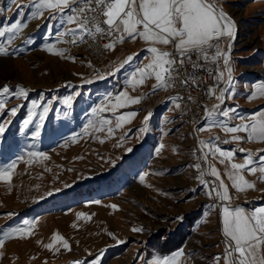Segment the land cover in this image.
Instances as JSON below:
<instances>
[{
	"label": "rangeland",
	"instance_id": "obj_1",
	"mask_svg": "<svg viewBox=\"0 0 264 264\" xmlns=\"http://www.w3.org/2000/svg\"><path fill=\"white\" fill-rule=\"evenodd\" d=\"M213 2L235 25L234 37L220 42L233 70L232 84L222 81L223 88H234V92H226L224 102L216 103L221 110L235 109V113L228 118L214 113L192 127L179 118L177 104L172 103L153 111L137 103L115 112L101 111L98 116L92 113V108H111L109 101L114 103L122 91L141 98L144 89L155 85L154 77L136 87L130 83L138 60L147 55L144 65L150 62L149 42L137 37L115 46L105 62L111 66L132 47H147L134 62L104 76L95 69L85 48L67 40L73 35L70 30L76 28L73 24L66 23L65 34L58 16L54 27L48 23L46 9L42 16L32 17L33 0H0V28L16 21L26 25L12 34L11 41L8 33L0 37L9 50L8 55H0V89L7 86L10 90L6 98H0L5 100V109L22 105L14 117L0 110V121L7 122L6 133L0 136V167L16 164L11 179L0 180V231L25 229L3 239L0 264H92L97 259L99 264H155L179 251L184 255L178 264H214L217 256L224 264L222 202L206 194L215 180L209 166L219 171L228 186L232 207L252 210L264 206V179L259 172L244 171V178L256 186L237 192L225 164L211 155L200 163L196 145L203 147L202 141H211L223 150H235L233 162L237 163L248 153L254 158L264 155V141H249L245 132L226 133L212 123L221 119L230 126L248 123L264 110V95H260L264 84V0ZM46 44L53 46V52L45 49ZM156 46L168 52L174 48L171 43ZM57 49H63L64 54H58ZM20 88L28 91L27 99L11 96ZM253 92L255 98L249 99ZM68 97L72 99L65 104ZM32 101L51 109L39 129L38 116L27 127L24 124L33 111ZM128 112H135V117L116 128V117ZM148 113L151 117L145 122ZM100 119L111 124L101 127ZM109 126L114 129L111 134ZM37 130L40 135L34 136ZM233 135L244 139L234 141ZM226 139L230 142L224 143ZM203 150L208 152L206 147ZM35 152L45 155H30ZM196 164L201 168L194 167ZM201 171L207 188L198 178ZM141 175L145 176L143 182ZM57 235L68 242L70 250L55 239ZM49 244L51 248L45 247Z\"/></svg>",
	"mask_w": 264,
	"mask_h": 264
},
{
	"label": "snow or ice",
	"instance_id": "obj_2",
	"mask_svg": "<svg viewBox=\"0 0 264 264\" xmlns=\"http://www.w3.org/2000/svg\"><path fill=\"white\" fill-rule=\"evenodd\" d=\"M32 17L36 18L43 15L45 9L59 10L60 13L68 14L66 21L69 24H75L76 28L71 29L73 33V43L77 42L75 37L80 33L91 34L105 33L113 39L104 45L107 49L115 48L117 42L123 43L126 39L135 40L137 37L149 42L150 46L147 51L151 54L150 62L143 67H137L131 74V81L133 87L143 85L145 80L149 77H154L157 82L153 86V90L159 88H167L172 86L173 73L177 71V65L183 66L185 59L191 61L192 54H197V60L203 59L205 62L217 63L220 59L223 60L224 71H217L215 80L219 84L221 81L231 85L233 81L232 68L230 66L229 54L226 50L220 49V42L224 38L231 39L234 37V21L218 8L213 0H33ZM102 17L101 24L93 23L96 17ZM91 24V27H90ZM26 27L21 21H16L9 27L0 28V37H5L8 33V41L13 39L14 33L20 31L21 28ZM79 30V32H77ZM173 44L175 53L161 50L156 45ZM45 49L53 52V46L50 44L44 45ZM215 49L214 54L209 55V50ZM8 47L5 43L0 42V55H8ZM56 52L60 55L64 54L63 49H57ZM131 54L122 62L127 64L134 58ZM179 59L177 60L176 56ZM193 68H201L200 63H192ZM225 71L227 78L225 79ZM103 78V77H100ZM91 82V81H89ZM182 84H189L188 79L180 81ZM195 83V78L191 80ZM9 88L4 86L0 89V95L5 98L9 94ZM233 91L234 88H219V94L216 99L223 103L225 100V93ZM209 95H215L213 90L209 89ZM260 95H264V84L260 85ZM11 96L28 98V91L20 88L18 91L12 92ZM256 93L253 92L249 99L255 98ZM68 97L64 100L68 104L71 100ZM140 97H131L126 91H122L115 96V102L111 103V108H92L94 115H99L101 111H113L118 108H124L129 104H137L140 102ZM189 99H191L189 97ZM220 103L214 105L212 110L206 109L205 115L212 118L214 113L219 116L228 118L230 113H235V109L221 110ZM33 111H31L24 121L25 127L33 122V118L38 116L37 129L43 126L45 119L50 112L48 104H40L32 101ZM20 106H13L11 109H5V100L0 98V110L7 111L11 116H16ZM179 107V104L176 105ZM40 109L39 112L36 110ZM135 112L122 113L116 117L115 127L120 128L123 123L128 122L132 117H135ZM151 117L148 113L144 117L147 122ZM243 121V117L240 118ZM216 124L223 128L226 133L236 134L239 132L247 133V140L264 141V110L254 115L248 123H241L239 125L230 126L227 120H213ZM93 122H89L92 126ZM101 127L110 125L111 121L107 119H100ZM7 122L0 121V136L6 133ZM144 129H142L143 131ZM201 128L200 131H204ZM114 131L112 127H108V132L111 134ZM34 136H39V130L33 133ZM218 139V138H216ZM232 140L239 141L244 139L239 135H233ZM224 143H229V140H224ZM203 147L208 148V152L204 154V159L207 160L208 155L219 159V163L225 164L226 174L232 182V187L237 192H244L249 189H254L255 184L249 182L243 176V172L247 171L249 174L260 173L261 179H264V155L254 158L251 153L246 154L242 163L233 162L235 150H223L218 146L201 142ZM131 151V149H129ZM243 152L244 149H239ZM33 157L44 156V153L35 152L30 153ZM259 160V164L256 161ZM227 162V163H226ZM16 167L15 162L9 164L7 168L0 167V180H10L11 171ZM197 169L201 168L200 164L194 165ZM210 175L215 177L212 181V187L208 188L206 194L209 197L215 196L219 199L222 207V230L225 237V250L223 254L224 264H264V206L255 207L252 210H245L243 207H232L230 204V194L228 186L225 185L223 179L220 177L219 171L212 165L209 166ZM204 171H201L200 182L206 188L208 182L203 179ZM144 175L140 176V181L143 182ZM219 181V184L216 183ZM57 191H59L57 189ZM51 195V193H48ZM96 203H99L97 201ZM116 208V205H112ZM79 215L83 216V213ZM25 225L29 222L25 221ZM133 231H143L142 228H134ZM25 232L23 228L10 229L8 231H0V245L3 244V239L11 238L17 233ZM55 239L62 241L63 247L70 250V246L63 237L57 235ZM51 248L52 245H45ZM183 251L175 253L170 259H157L155 264H178L179 258L183 256ZM221 257H215L214 264H220ZM79 264V262H77ZM92 264H99V260H94Z\"/></svg>",
	"mask_w": 264,
	"mask_h": 264
},
{
	"label": "built area",
	"instance_id": "obj_3",
	"mask_svg": "<svg viewBox=\"0 0 264 264\" xmlns=\"http://www.w3.org/2000/svg\"><path fill=\"white\" fill-rule=\"evenodd\" d=\"M70 14V13H68ZM67 17V16H66ZM102 17L97 16L93 23L101 24L102 27L106 25L102 24ZM91 27V24H90ZM96 39V47H90V56L93 57V65L95 69L100 72V74H107L116 70V66H103L104 55H109L112 49H107L104 47L106 43H109L113 37H109L105 33H95L92 32V37ZM70 41V40H69ZM127 43V39L123 43L117 42L115 46ZM70 45H74L73 41H70ZM169 52L175 53V49H169ZM215 49L209 50V55L214 54ZM179 59L178 55L176 56ZM192 63H200L201 68H193ZM177 71L173 73V80L171 81L172 86L167 88H159L157 90H145L141 95V100L144 94H151V106H154L161 99H172L174 102L179 104H184L185 110L187 112L188 120L196 121L197 125L200 124V120L205 119V111L216 104L218 100L216 95L219 94V88H223V82L219 84L215 80V75L217 71H224L223 60L220 59L217 63L205 62L203 59L197 60V54H192V60L189 61L185 59L183 66L177 65ZM195 78V83H192V78ZM183 79H188L189 84H182L180 81ZM212 89L215 95H209V89ZM189 97L191 99H189ZM197 155L199 156L200 163L204 164L206 160L204 159V150L202 146L197 149ZM212 180V177L208 178Z\"/></svg>",
	"mask_w": 264,
	"mask_h": 264
},
{
	"label": "bare ground",
	"instance_id": "obj_4",
	"mask_svg": "<svg viewBox=\"0 0 264 264\" xmlns=\"http://www.w3.org/2000/svg\"><path fill=\"white\" fill-rule=\"evenodd\" d=\"M80 35H83V39H80L79 36H76L75 39L77 42H75L74 44H79L81 47L86 49V52H90V47H96V39L95 38H88V37H92V33L88 34V33H81ZM74 37L73 35H70L67 40L73 41ZM132 39H127V43H130ZM250 40V39H249ZM108 55H104V59H103V66H111L106 62ZM115 71L112 72H108L107 74H113L115 73ZM104 76L106 74H103ZM149 90H153V89H149ZM157 90V89H156ZM144 93V92H143ZM141 100V99H140ZM179 104L177 102H174V100L172 99H161L159 100V102H157L156 104H154V106H151V94H144V97L142 98V101L138 103V106L144 107L146 108V110L149 111H153L156 110L159 107L164 106L165 104ZM178 114H179V118L184 121L186 124L193 126H197L196 121L193 120H188L187 118V112L185 110L184 104H179L178 110H177ZM206 118V115H205ZM205 119L200 120V123L203 122ZM199 149L198 145H196V150ZM199 159V156H198Z\"/></svg>",
	"mask_w": 264,
	"mask_h": 264
},
{
	"label": "crops",
	"instance_id": "obj_5",
	"mask_svg": "<svg viewBox=\"0 0 264 264\" xmlns=\"http://www.w3.org/2000/svg\"><path fill=\"white\" fill-rule=\"evenodd\" d=\"M46 12H48L49 14L46 16V20L48 19V23L49 24H51L53 27L56 25V17L58 16L59 18H61V20H62V22H63V27H64V29H65V34L67 33V26H66V23H67V21H66V19H65V17H66V12L65 13H60L58 10H49V9H46L45 10ZM60 15H61V17H60ZM33 19V18H32ZM31 19V20H32ZM47 23V24H48ZM73 26H75L76 27V25L75 24H73L72 25V27ZM71 27V28H72ZM147 46L146 45H141V46H139V47H135V48H133L132 47V49L131 50H129L128 52H126L125 54H124V56H123V58L120 60V62H118L115 66H116V68H117V70L121 67V64H122V62L127 58V56H129V55H131V54H136V55H134V58H133V60H132V62H134L135 61V59L137 58V56L138 55H140L144 50H145V48H146ZM147 56V55H146ZM143 57V58H140L139 60H138V63H137V65H136V67H134V70L137 68V67H143L144 66V63L149 59V57ZM124 65V64H123ZM117 73V72H116ZM152 80H154V78H152ZM157 83V82H156ZM155 83V84H156ZM117 86V85H116ZM154 86V85H153ZM153 89V87H149V88H146V89H144V91L145 90H148V89Z\"/></svg>",
	"mask_w": 264,
	"mask_h": 264
}]
</instances>
